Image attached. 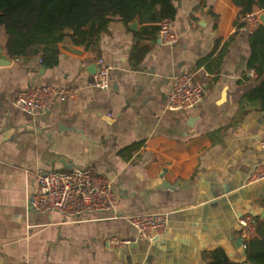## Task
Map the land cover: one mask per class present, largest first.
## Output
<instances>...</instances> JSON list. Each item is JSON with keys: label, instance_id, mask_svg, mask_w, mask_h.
<instances>
[{"label": "crops", "instance_id": "0c3cea01", "mask_svg": "<svg viewBox=\"0 0 264 264\" xmlns=\"http://www.w3.org/2000/svg\"><path fill=\"white\" fill-rule=\"evenodd\" d=\"M176 7V44H164L159 33L139 38L146 24L116 18L101 37V56L68 39L55 68L40 57L11 58L0 32V49L12 60L0 65V264H206L204 255L218 248L247 261L240 220L264 219V179L249 182L264 161V111L240 107L257 83L248 70L249 37L232 0H179ZM228 42L219 71L198 67ZM136 48L147 49L139 65ZM99 59L111 67L107 90L90 85ZM182 74L206 84L204 102L189 112L168 108ZM47 84L76 96L35 115L16 104L21 91ZM135 144L133 155L122 154ZM74 169L110 182L117 216L76 219L30 207L40 171ZM142 213L169 215L162 239L138 240L129 217ZM112 236L131 243L110 250Z\"/></svg>", "mask_w": 264, "mask_h": 264}, {"label": "trees", "instance_id": "16d2710c", "mask_svg": "<svg viewBox=\"0 0 264 264\" xmlns=\"http://www.w3.org/2000/svg\"><path fill=\"white\" fill-rule=\"evenodd\" d=\"M179 0H0V32L6 36L8 55L14 59L40 57L47 68L59 63V45L70 39L77 47L101 56V37L109 31L110 23L121 19L125 24L139 20L145 26L139 38L156 36L159 24L174 21ZM240 8V18L256 10L264 12V0H232ZM211 13V12H210ZM240 29L242 24H240ZM250 54L248 70L257 74L256 85L240 99L241 108L264 111V24L248 34ZM219 43V42H218ZM220 44V43H219ZM218 44V45H219ZM229 42L217 56L200 61L210 74L220 70ZM218 47V46H217ZM133 53L136 64L147 49ZM141 147L132 145L122 154L133 155ZM247 261L234 262L227 252L218 248L204 255L206 264H264V219H257L255 234L246 242Z\"/></svg>", "mask_w": 264, "mask_h": 264}, {"label": "built area", "instance_id": "2783aa9c", "mask_svg": "<svg viewBox=\"0 0 264 264\" xmlns=\"http://www.w3.org/2000/svg\"><path fill=\"white\" fill-rule=\"evenodd\" d=\"M262 11L247 13L241 17V29L247 34L253 33L262 25ZM159 37L166 45L177 42V34L171 20L159 24ZM99 71L94 76L91 87L107 90L111 87V67L98 60ZM251 77H257L250 71ZM206 84L196 80L194 75L182 74L174 79L173 91L169 97L168 108L175 112L195 110L204 102ZM71 87L57 88L47 84L29 87L21 91L16 104L29 115L50 112L58 103H64L76 96ZM259 147L264 150V136ZM264 179V161H260L249 177V182ZM39 191L30 199V207L38 213L58 212L70 218H82L91 214L111 213L118 215L117 198L110 182L103 176L89 170L40 171L37 175ZM131 225L137 231L139 241L155 243L167 232L169 215L167 213H142L129 217ZM241 236L246 242L255 234L257 222L250 216L240 220ZM131 243V240L112 236L107 247L116 250Z\"/></svg>", "mask_w": 264, "mask_h": 264}, {"label": "water", "instance_id": "95a60500", "mask_svg": "<svg viewBox=\"0 0 264 264\" xmlns=\"http://www.w3.org/2000/svg\"><path fill=\"white\" fill-rule=\"evenodd\" d=\"M261 20H262V22L264 24V12L261 14ZM206 21L207 20H201L200 25L201 26H205L206 25ZM137 26H138V23L137 22H134L132 24V29L135 30L137 28ZM64 48L67 49V50H70V51H74L76 53H80L78 50H76V49L73 50V49H71V48H69L67 46H65ZM10 63H12V60L11 59H8L6 57L4 48H1L0 49V65H6V64H10ZM44 70H46V67H42L41 71H44ZM239 241L242 244L244 243L243 239H240ZM247 264H249V263H247Z\"/></svg>", "mask_w": 264, "mask_h": 264}]
</instances>
